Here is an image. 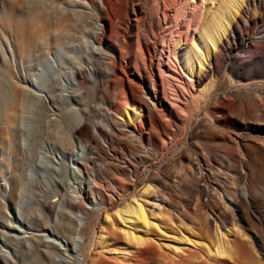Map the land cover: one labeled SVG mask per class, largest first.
<instances>
[{
  "label": "rangeland",
  "instance_id": "obj_1",
  "mask_svg": "<svg viewBox=\"0 0 264 264\" xmlns=\"http://www.w3.org/2000/svg\"><path fill=\"white\" fill-rule=\"evenodd\" d=\"M170 1L0 0V264H27L39 238L60 249L40 248L51 252L48 264H80L81 235L74 244L56 225L62 207L78 202L91 214L69 208L75 226L88 223L86 237L97 242L96 251L112 263L126 264L123 258L114 260L125 247L118 246L110 258L115 253L105 232L118 219L113 212L147 185L158 197L149 202L155 205L149 221L157 246L170 252L184 248L185 238L195 243L201 238L196 219L206 211L197 204L208 205L210 219L220 212L210 208L216 194L197 196L195 189L184 188L198 168L204 178L196 182L218 187L221 196L241 192L247 183L257 194L253 209L264 220L263 186L249 174L257 161L264 164V141L254 134L258 121L246 113L250 104L264 105V53L252 54L253 47L264 45V0H237L241 10L234 25L231 11L213 22V37L223 24H229V33L201 72L197 64L182 61V52L194 40L202 49L198 55L205 52L199 37L215 3ZM190 22L188 34L178 35ZM148 48L155 50L151 58ZM254 71L262 74L251 75ZM150 82L159 92L154 104L147 94ZM136 87L148 108L144 113L129 109L132 101L139 103ZM28 90L40 98L27 96L32 101L23 102V112L15 109L16 96ZM102 107L131 122L127 129H140L139 141L115 128ZM242 131L251 133L243 140L247 156L235 160L247 163V180L223 171L226 158L217 152ZM22 156L26 177L11 201V169H18ZM110 214L107 219L113 221L104 222ZM244 227L257 264H264V246L255 240L259 234Z\"/></svg>",
  "mask_w": 264,
  "mask_h": 264
},
{
  "label": "bare ground",
  "instance_id": "obj_2",
  "mask_svg": "<svg viewBox=\"0 0 264 264\" xmlns=\"http://www.w3.org/2000/svg\"><path fill=\"white\" fill-rule=\"evenodd\" d=\"M200 1L201 3H203V0ZM170 2L172 3V5L175 4L173 0H171ZM191 2H193V0H191ZM213 2L215 3V5L213 7H210L211 17L210 20L208 21L209 24L203 27L202 33L199 37L201 44L204 46L203 49L205 52L201 51L202 53L198 55V51L202 49L199 47V44L196 43L197 40L192 41L191 46L184 48L182 52V58H184L182 61L186 65L190 64L191 66H193L194 63L197 64V66L200 67L199 72H201V67H203L205 61H207L210 58V56L216 55L217 48L221 46L224 40H226L229 33V29H228L229 24L227 25L223 24L221 28L218 30V32H216L215 36L213 37L212 34L214 33L215 30H217V25H215L213 22L222 21L224 17V11H229V12L231 11V16L229 17L231 18L230 25L231 24L234 25L237 23V18H239L238 12L241 10L240 5H238L237 7L235 6L237 0H213ZM107 3H110V1H108ZM176 16L177 13H175V18H177ZM167 18H170V16L164 13V20L167 21ZM190 24L191 22L185 26V31H183V29H178L177 34L178 35L188 34L190 30ZM154 51H155L154 48L147 49V53L150 58L152 56V53H154ZM258 51L263 54L264 45H260V47H253L252 54L256 55L255 57H257ZM100 55L103 56L104 53H100ZM171 55L172 54L170 53H168L167 55L168 62L171 61L170 59ZM261 59H262L261 57L256 58L254 62ZM261 74L262 73H259L258 71H254L253 74L251 75H261ZM167 76L170 77L171 79H175L174 77H171L170 74ZM187 79L189 80L188 77ZM150 83L152 86L151 88L149 87L147 89V94L151 97L152 103L154 104V102H156L159 98V92L156 87V84L153 82ZM29 84L31 87H33L32 81H29ZM39 89H41V86L38 87L37 85L35 91ZM28 91H24V96L21 97L16 96L19 101H17V104L15 105V109L16 107L20 108V110L22 109L23 102L25 103V100L28 99L26 98L27 96H32L33 98L35 97L37 99L40 98L39 96L40 93L38 94L30 90ZM136 93L138 94V97L136 95V98L139 103H135L134 101H132L133 106L130 107L129 109L131 111H135L136 113L139 112L144 113L148 111L146 105L143 102L139 101L140 100L139 95H141V88L136 87ZM162 96L164 97L163 94ZM26 101H32V99ZM23 106L25 107V105ZM152 106H153L152 109L156 111L157 110L156 106L155 105ZM135 107L138 108L139 112L135 110ZM102 108H104V110L106 109L107 114L110 116V121L112 125L116 126L115 128H119V131L126 133V135L131 139H135V140L137 139L139 141L141 134V133L139 134L140 129L139 131L127 129L128 125L129 126L132 125L131 122H126V121L124 122L122 117L118 116L113 111H109V109L105 107ZM127 108L128 107H126V109ZM182 109L183 108L181 107V110ZM228 109L231 112L235 111L234 106H230V107L228 106ZM248 109L249 110H246V113L248 115L253 116L255 120L258 121L256 123V126L254 127V134L257 135V139L264 141V105H257L253 103L248 106ZM241 111L242 110H239V112ZM241 115L242 113H239V117ZM245 121L246 120L244 119L242 123L244 124ZM214 125L215 123L212 122L211 127H213ZM249 132L250 131H242L238 136L239 138H237L234 141L233 140L229 141V146L223 144L220 146V150H217L218 153L225 156L226 158L225 160L224 159L222 160V170L223 171L226 170L232 173L235 172L238 178L244 180L248 179L249 171L246 172V170H248L247 163L242 161L239 162V164H236L237 162L235 159L239 158V156L241 155L247 156V152H246L247 148L244 145L243 140L247 136H251L250 135L251 133ZM60 140L62 141V137ZM63 142L66 143V139H63ZM23 156L27 157V155H23ZM23 156L21 159V163L16 164L15 166V168L18 169L16 170L11 169L10 180L13 181V187L10 189L8 195L11 201H14L17 194L21 192V190L23 189L22 188L24 184L23 182L26 177L21 169L22 162L24 159ZM16 160L14 162H16ZM253 162L255 163V161ZM251 165L253 164L250 163V166ZM250 171L251 172H249V174L251 173L250 175H254L256 182L259 185L261 184L263 186L262 194H264V164L260 161H257L254 168ZM196 176H198V179L196 178ZM203 178L204 176L201 174V169L200 168L196 169L195 171L192 172V177L190 178V180L185 183L184 188L188 191H192L193 189H195V193L197 196H202L204 194L211 195V193L216 194L218 196V201L214 200L213 201L214 204L210 205V208L213 212L214 210H216V208H218L220 209L219 210L220 212L212 219H210L209 215H207L208 211L210 212L208 205H203L202 203L197 204L200 207V211L204 207L206 210L204 211V213H202L203 216L199 219H196L195 222L197 234L201 236L200 240L199 241L197 240L198 242L196 241L195 243H191L192 241L190 242V240L184 237L185 241H181V242H185L184 248H174V250L170 252H166V250L159 248V246H157V244L155 243L156 241L154 239L155 237L152 235V232H150L151 223L149 220L150 218L153 217L152 214L154 215V213H152L153 212L152 208H155L154 207L155 205L153 206V204L155 203L158 197L154 194V192L152 193L153 188L150 185H147L141 194L134 196L131 201L126 202L123 207H120L116 209L115 212H113L115 213L114 214L115 217L118 218L116 221L119 220L121 223L118 222L116 223L115 221L114 224H110L109 222L108 230L105 232L107 235L102 236L103 238L106 237L105 239H108L107 243L109 244V247H111L110 249L112 250V254L113 252L115 253L112 256L110 255L111 256L110 258L112 259V257L116 256V253L118 251L117 247L121 246V247H125L122 248L123 253L119 255L121 257H114V260H117L118 258H120L121 260V258H123L126 264H257L258 261H260V259L256 256V253L252 248L253 246L252 241L250 237L247 236V232L244 227V224H246L247 226H250V228L252 227L254 230H256L257 233L259 234V237H257V239L255 240L264 246V220L261 219L260 217L261 215L259 216L258 215L259 213L257 214V212L253 209V199L257 194L253 195L252 194L253 191L246 183L241 192H237L235 194H227L226 196L225 195L221 196L217 194L218 187H211L209 185L207 186L205 184H200V183L198 184L196 182V181L203 182ZM182 183L184 184V182ZM253 193L255 194V192ZM151 194H152L151 199L148 200V196ZM149 202H152L153 204ZM83 205L84 204H81V202L80 203L78 202L74 206L69 208L83 212L86 215V217H88L91 213L90 211L87 210V208H84ZM2 207L3 206L0 204V211L2 210ZM69 208L67 209V207L65 208L62 207V212L60 213V215H58L56 225H58V229L60 227L63 230V234L69 235V238L74 244L79 243V241H75V236L79 238V236L81 235L80 239L82 241L81 243L82 247H81L80 264H118V262L112 263L106 257L104 258L103 256L105 255H102V253L99 250L96 251L97 248L95 247L96 246L95 244L97 242L95 243L92 241L93 243H91L90 242L91 240L89 241L87 239L88 237H86L87 230L89 228V226H87L88 223L85 224L81 223L80 225L75 226L74 222L69 217L68 214ZM92 211L95 210L93 209ZM109 217H111V214L109 216H105L104 222L108 221L109 219L107 218ZM194 221L195 220L193 218L192 222ZM120 224L123 225V228L120 226ZM193 231L195 232L194 229ZM87 240L89 242H87ZM192 244L193 247H189V245ZM41 247L52 249L55 251L56 250L60 251V249H58L54 244L45 242L44 238L43 239L39 238L34 243V251L31 252L33 256L27 264L49 263V261L51 260V252H46V250L45 251L40 250ZM111 250L109 251V253H111Z\"/></svg>",
  "mask_w": 264,
  "mask_h": 264
}]
</instances>
